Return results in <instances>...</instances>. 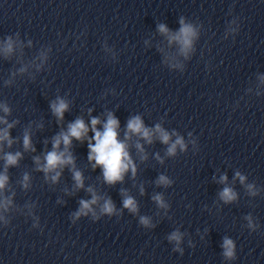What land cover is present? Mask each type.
Listing matches in <instances>:
<instances>
[{
  "label": "water",
  "instance_id": "obj_1",
  "mask_svg": "<svg viewBox=\"0 0 264 264\" xmlns=\"http://www.w3.org/2000/svg\"><path fill=\"white\" fill-rule=\"evenodd\" d=\"M181 17L200 28L187 60L157 29L163 23L178 31ZM237 26L235 34L226 35ZM9 36L18 37L22 48L8 59L0 55V103L11 109L9 122L19 121L10 131L21 139L5 151H23L22 133L29 125L36 151L9 168L4 195L15 192V207L3 213L7 226L0 221V264H264V83L259 79L264 0H0V45ZM41 51L48 59L37 70ZM166 57L182 63L184 71L169 68ZM23 66L27 71L19 73ZM58 96L69 101L62 124L50 109ZM89 109L102 122L112 112L120 121V138L127 120L140 115L146 126L160 123L187 145L168 157L167 145L141 140L146 161L130 149L136 177L129 172L123 183L109 187L100 168L93 170L87 160V141L73 140L85 188L111 197L122 211L98 221L91 214L73 219L79 200L91 196L74 190L67 167L53 184L32 160L50 151L52 137L76 118L90 124ZM237 171L256 186L257 195L234 180ZM24 172L31 176L28 189L19 183ZM161 174L170 186L156 184ZM224 174L227 185L218 182ZM225 186L236 191V201L220 200ZM121 189L136 199L137 215L123 209ZM157 193L167 209L153 201ZM94 208L99 214V206ZM248 215L258 224L256 231L247 227ZM140 216L150 217L154 227L141 225ZM174 231L183 234V254L167 239ZM224 237L236 245L233 260L222 255Z\"/></svg>",
  "mask_w": 264,
  "mask_h": 264
},
{
  "label": "clouds",
  "instance_id": "obj_2",
  "mask_svg": "<svg viewBox=\"0 0 264 264\" xmlns=\"http://www.w3.org/2000/svg\"><path fill=\"white\" fill-rule=\"evenodd\" d=\"M179 30L171 31L166 24L160 23L157 25L158 32L167 40L168 45L173 44L178 46L179 55L185 60L190 59V54L195 51L194 42L199 38L200 28L194 25L192 22H186L184 17L179 19ZM231 24H237L236 20L231 21ZM238 31V26L233 28L229 27L227 33L235 34ZM31 46V41H29ZM21 47L22 44L17 37L13 40L11 36L7 37L2 45H0V55L5 59L10 58L15 51V48ZM163 51V49H161ZM40 60V64L36 65L39 70L44 62L47 61L48 56L46 51H41L37 57ZM173 58L166 57L164 63L171 69H178L184 71V65L180 62H172ZM27 71V67L23 66L18 69L19 73ZM15 72L12 73L14 77ZM260 81L264 83V75L259 77ZM6 84H11V80L6 81ZM50 109L52 114L56 117L57 123L62 124L64 121L65 113L69 110V101L64 98L57 97L54 101L50 102ZM0 110L4 115L0 116V160L3 161V170L0 171V221H3L7 226L10 221L5 218L3 213L8 212L10 208L15 207L12 195L5 196L4 190L9 185V168L19 167V162L23 159L24 153L35 152L36 148L32 141L31 125L26 127L22 133V149L23 151H5V149H12L13 145L18 143L20 137L13 138L11 135V129H13L18 123V120L9 122L7 116L11 114V109L6 103H0ZM91 109H89L90 124L86 123L83 117H78L74 121L67 124V128H61L60 132L54 135L51 139V150H46L42 156H33L35 170L42 172L46 181H50L55 184L59 181L63 170L67 167L72 174V180L74 181V190L85 189L91 196L90 199L79 200V208L73 213V219H79L81 217H87L91 214L94 221H98L102 216L112 217L113 215H121L122 211L117 209L114 201L111 197L101 196L97 191L89 186L85 188V178L81 170L76 166V158L71 151L73 147V140L83 144L87 141L88 155L87 160L91 164V168L96 170L98 167L101 170L103 182L109 187L115 186L118 182L123 183L125 175L131 173V177L134 179L137 175V164L132 158L130 149L134 146L138 158L141 162L148 159L143 144L140 142L143 140L145 144L151 145L154 140H159L162 144L167 145L165 155L168 157H174L177 154V149L180 151L186 150V143L183 137L177 132L167 131L160 123L155 124L154 127H148L145 125L144 120L140 115H134L127 120L126 130L123 133V138H120V121L112 113H107V118L103 122L99 117L91 116ZM99 126V127H98ZM38 128H42L43 124H37ZM89 132L92 133L89 136ZM175 140H172V137ZM135 137V141L133 138ZM195 144V141H191ZM47 144V141H45ZM156 160L163 163V159L160 155L156 154ZM238 179L241 185H245L249 195L255 196L258 194L256 186L252 183H247V177L242 175L239 171L235 173L234 180ZM228 177L226 174L221 175L219 183L227 185ZM22 188L28 189L31 185V176L29 173L24 172L22 179L19 181ZM158 186L168 187L172 184V181L168 176L161 174L156 180ZM141 195L144 194V189H140ZM122 197L123 209H127L129 213L137 215L139 213L138 203L136 199L128 194L125 189L120 190ZM219 198L225 204L234 202L237 200V193L232 187L225 186L219 193ZM153 201L159 208L167 209L168 204L165 202L162 194H155L152 197ZM102 201V203H101ZM34 205L26 204L25 207L31 209ZM99 206V214H97L96 208ZM248 221L247 227L256 231L258 224L254 223L253 217L248 215L245 217ZM139 223L146 228L154 227L151 223L150 217L140 216ZM34 224L33 227H37ZM183 234L179 231L172 232L167 239L169 242H175L176 247L174 251H179L183 254V249L180 248ZM223 257L226 260H233L236 258V245L234 241L228 237H224L223 243Z\"/></svg>",
  "mask_w": 264,
  "mask_h": 264
}]
</instances>
